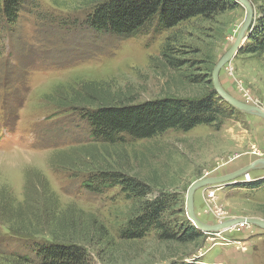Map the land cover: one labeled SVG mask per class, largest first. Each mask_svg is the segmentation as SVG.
Masks as SVG:
<instances>
[{
	"label": "rangeland",
	"instance_id": "obj_1",
	"mask_svg": "<svg viewBox=\"0 0 264 264\" xmlns=\"http://www.w3.org/2000/svg\"><path fill=\"white\" fill-rule=\"evenodd\" d=\"M102 1L22 0L13 22L0 16V264H28L24 258L38 264L28 237L62 236L69 221L85 223L65 233L84 242L88 264H264V228L255 224L186 243L165 241L155 229L126 238L129 222L146 210L143 199L96 178L103 171L138 177L151 188L145 201H166L163 219L172 232L194 225L187 215L194 181L264 158L261 115L229 103L233 114L221 123L124 142L95 138L87 116L97 103L138 104L211 90L213 69L241 31L246 7L234 0L235 7L211 18L163 30L157 17L133 35H118L92 26ZM249 1L250 35L264 22V0ZM249 35L219 81L232 96L264 109V52H243ZM167 47L181 66L163 56ZM194 75L200 82H192ZM88 177L93 188L82 183ZM194 207L206 224L264 219V166L198 188Z\"/></svg>",
	"mask_w": 264,
	"mask_h": 264
},
{
	"label": "trees",
	"instance_id": "obj_2",
	"mask_svg": "<svg viewBox=\"0 0 264 264\" xmlns=\"http://www.w3.org/2000/svg\"><path fill=\"white\" fill-rule=\"evenodd\" d=\"M21 3L22 0H0V16L3 21L13 22ZM236 5L237 2L234 0H104L95 5L91 23L99 31L133 35L157 17L161 29L169 30L196 17L211 18ZM260 22L261 27L259 26L258 30H254L249 35L247 47L243 52L248 54L264 52V22ZM171 49L167 47L163 56L173 66H181L182 62L175 58ZM199 79L198 75H194L192 82H200ZM210 89L200 96H169L138 104L97 103L95 110L87 113L89 119L87 120L92 127V135L108 142H116V140L124 142L126 137L154 138L170 129L189 131L198 125L221 123L233 114V107L227 101H223L213 86ZM91 97L95 101L99 99L96 96ZM90 102H92L91 98L86 103ZM99 176L96 178L103 179L105 183L120 185L124 192L143 199L146 210L129 222L125 228L126 238H141L151 229L161 231V237L165 241L174 240L180 243L194 242L204 236V232L194 225L185 223L176 226L179 230L172 232L173 224L163 219L166 201L160 197L145 201L151 188L138 177L127 175L122 171L116 173L103 171ZM90 180L91 177H88L82 182L83 185L90 183ZM256 183L253 182L252 185ZM54 208L57 217L64 214L58 211L60 208L58 204H55ZM69 222H66L68 227L62 229V236L51 233L54 240L41 238L45 241L39 242L28 237L27 242H31L33 253L40 259L38 264H88L84 242L78 243L76 239L68 237L65 233L67 229H70L72 234L75 232L77 228L73 223L77 225H85V223ZM87 225L90 230L88 223ZM22 260L28 264L33 263L31 258Z\"/></svg>",
	"mask_w": 264,
	"mask_h": 264
},
{
	"label": "water",
	"instance_id": "obj_3",
	"mask_svg": "<svg viewBox=\"0 0 264 264\" xmlns=\"http://www.w3.org/2000/svg\"><path fill=\"white\" fill-rule=\"evenodd\" d=\"M236 1L246 7V10H247L246 20L236 40L234 41L233 45L229 48V50L220 58V60L215 65L213 69V86L215 90L218 92V94L228 103L233 105L234 107H237L238 109H241L243 111L257 113L264 118L263 108L245 103L237 99L236 97L232 96L227 91H225V89L221 86L220 81H219V73L221 71V68L225 64L233 60V58L236 56L241 46L244 45V43L246 42V39L249 35L248 32L251 29L252 21L254 18V9L249 0H236ZM260 166H264V158L257 159L253 163L230 174L217 176V177H208V178H203L201 180L194 181L189 187L188 193H187V215L189 217V220L194 224V226H196L197 229L201 230L204 233H221L239 224H255V225H258L264 228V219L257 218V217H236V218L226 220L219 224H213V225L206 224L197 217L195 213V207H194V194L198 188H201L209 184L227 182L231 179H234Z\"/></svg>",
	"mask_w": 264,
	"mask_h": 264
},
{
	"label": "built area",
	"instance_id": "obj_4",
	"mask_svg": "<svg viewBox=\"0 0 264 264\" xmlns=\"http://www.w3.org/2000/svg\"><path fill=\"white\" fill-rule=\"evenodd\" d=\"M214 194H215V192H214V193H213V192H211V194H210V195L213 197V196H214Z\"/></svg>",
	"mask_w": 264,
	"mask_h": 264
},
{
	"label": "bare ground",
	"instance_id": "obj_5",
	"mask_svg": "<svg viewBox=\"0 0 264 264\" xmlns=\"http://www.w3.org/2000/svg\"><path fill=\"white\" fill-rule=\"evenodd\" d=\"M234 218H236V217H234Z\"/></svg>",
	"mask_w": 264,
	"mask_h": 264
}]
</instances>
